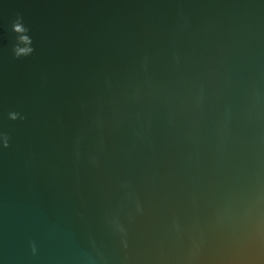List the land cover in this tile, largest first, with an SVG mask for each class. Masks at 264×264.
I'll return each mask as SVG.
<instances>
[{"label":"water","instance_id":"water-1","mask_svg":"<svg viewBox=\"0 0 264 264\" xmlns=\"http://www.w3.org/2000/svg\"><path fill=\"white\" fill-rule=\"evenodd\" d=\"M0 264H264V0H0Z\"/></svg>","mask_w":264,"mask_h":264},{"label":"clouds","instance_id":"clouds-1","mask_svg":"<svg viewBox=\"0 0 264 264\" xmlns=\"http://www.w3.org/2000/svg\"><path fill=\"white\" fill-rule=\"evenodd\" d=\"M14 118V117H13Z\"/></svg>","mask_w":264,"mask_h":264}]
</instances>
